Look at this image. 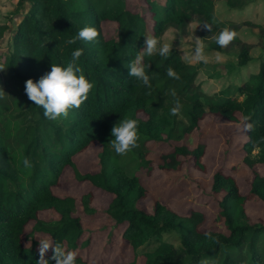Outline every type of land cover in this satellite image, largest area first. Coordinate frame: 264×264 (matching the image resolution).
Returning a JSON list of instances; mask_svg holds the SVG:
<instances>
[{"label": "trees", "instance_id": "16d2710c", "mask_svg": "<svg viewBox=\"0 0 264 264\" xmlns=\"http://www.w3.org/2000/svg\"><path fill=\"white\" fill-rule=\"evenodd\" d=\"M226 1L230 10L244 11L252 0ZM140 2L143 10L135 11L129 0H18L19 8L25 3L30 8L14 31L11 51L0 54V67L5 68L0 70V264H36L40 258L36 233L77 252L76 264H89L83 256L89 239L80 243L86 229L77 215L79 201L54 190L67 169L81 182L110 194L106 213L118 225L126 224L122 238L134 251L126 264H138L140 257L145 264H199L204 258L212 264H264V221L252 223L246 211V202L253 198L264 205V176L255 170L257 164L264 165V52L252 54V45L241 38L242 25L219 18L216 0ZM195 19L203 39L215 38L210 49L219 55L228 56L216 43L220 31L230 28L238 33L228 46L239 48L235 59L229 56L224 63L213 64L214 68L232 65L236 71L259 61L258 72L243 78L234 95L222 98L202 89L198 79L206 64L188 63L186 55L192 50L183 49L182 42L172 45L167 58L158 54L144 57L151 89L128 75L127 64L144 47L146 35L162 40L165 32L175 28L181 40ZM104 22L116 25V36L106 38ZM213 22L211 30L204 27ZM85 26L99 31L96 42L66 43ZM7 29L0 24V37ZM76 48L83 49L78 64L93 88L79 109L69 110L67 118L49 120L28 99L25 82L39 80L52 63L66 66ZM169 67L180 79L167 76ZM173 89L183 105L177 116L170 114ZM208 115L234 123L240 116H251L254 124L242 147L243 162L252 169L248 193L241 192L229 171L217 169L213 174L211 191L221 194L218 215L227 233L204 228L207 218L201 209L182 215L158 200L153 211L147 212L139 203L148 196V187L140 175L125 169L129 162L152 169L147 156L151 142L176 143L163 155L161 169L179 171L189 166L188 160L205 169L204 144L192 147L187 138ZM128 118L138 121L140 138L125 163L109 141L114 139L113 126ZM95 142L102 147L98 156L101 167L83 173L75 159ZM25 158L31 167H24ZM92 201V191L80 199L86 214L94 212ZM44 212L52 213L53 218H42ZM208 231L219 243L205 237ZM171 232L179 233L180 247L161 241L162 235ZM152 240L159 244L144 250ZM52 255L50 248L45 253L49 264H55Z\"/></svg>", "mask_w": 264, "mask_h": 264}, {"label": "rangeland", "instance_id": "374dc122", "mask_svg": "<svg viewBox=\"0 0 264 264\" xmlns=\"http://www.w3.org/2000/svg\"><path fill=\"white\" fill-rule=\"evenodd\" d=\"M17 2L18 0H0V24L8 28L0 37V54L11 51L14 31L30 8L29 3L19 8ZM216 5L219 18L242 25L241 38L252 45V54L257 56L264 52V0H252L250 6L244 11L230 10L226 0H216ZM129 7L135 11H141L144 6L140 0H129ZM190 28L189 33L182 35L181 40L179 31L170 28L163 35L162 41L172 45L182 42V48L190 50H193L197 38L203 41L209 63L201 68L198 82L208 94L217 93L222 98L232 96L243 78L247 80L251 74L258 72L259 61L252 62L248 67L236 71L231 65L232 72L228 65L219 69L214 68L213 64L224 63L229 56L235 59L239 48L227 47L224 54L228 56L219 55L210 49L211 42L215 38L203 39L196 19L190 23ZM103 31L106 38H111L113 35L116 36L117 27L114 23L104 22ZM217 55L221 56V62H216ZM242 122L241 116L239 122L234 123L208 115L201 121L200 129L188 136L187 143L190 146L204 144L205 169L196 167L193 161L189 160L190 167L184 165L179 171L161 169L159 165L164 162L163 155L172 151L176 143H148L147 156L152 161V169L138 168L135 162H129L125 167L129 174L140 175L143 184L149 189L148 196L141 200L139 206L147 212H152L156 201L159 200L182 215H189L192 210L201 209L207 218L204 228H213L227 233L218 215L220 211L218 200L221 194L214 195L211 184L215 170L224 169L234 175L241 192L248 193L253 177L252 169L243 162L242 147L247 140V131H243ZM101 150V145L95 142L85 152L80 153L75 159L79 170L83 173L98 171L101 167L98 157ZM123 157L122 160L125 163L130 159L128 154ZM255 170L264 176V165L257 164ZM54 190L59 195L73 196L79 201L77 215L80 216L82 225L86 229V234L81 238L80 243L89 239V244L83 249V256L89 264H126L132 261L134 251L122 238L126 224L118 225L106 213L111 201L110 194L96 189L89 182H81L74 176L72 169L64 172L59 186L54 187ZM89 191L93 192L91 206L94 212L92 214H86L80 202L81 197ZM246 211L252 223L264 221V205L255 198L246 202ZM41 217L51 219L53 214L44 212ZM30 228L31 226L28 227V231ZM34 236L46 237L39 233ZM161 241H168L180 247L178 232L165 233ZM158 244V240H152L144 250H152ZM138 264H145L144 257L139 258Z\"/></svg>", "mask_w": 264, "mask_h": 264}, {"label": "clouds", "instance_id": "9594fccd", "mask_svg": "<svg viewBox=\"0 0 264 264\" xmlns=\"http://www.w3.org/2000/svg\"><path fill=\"white\" fill-rule=\"evenodd\" d=\"M215 22L205 23L204 27L208 30L212 29ZM100 36L99 31L90 26H85L78 33L67 40L66 43L74 45L77 41L86 43L96 42ZM238 33L230 28H224L216 37V43L221 48H227L229 44L235 41ZM173 46L171 43L163 42L161 39L151 34L145 36L144 47L128 64V75L141 82L144 86L151 89V78L148 75L146 68L149 69V64L144 63L145 56H153L158 54L161 57L167 58L172 53ZM83 54L82 48H76L71 53V59L66 66L61 64L51 65V70L42 75L39 80L34 81L29 78L25 82V93L28 99L37 107L43 109V115L49 120H57L59 118H67L70 109H79L81 105L88 99L89 93L93 88V84L85 77L82 68L79 66V58ZM216 62H221V56H216ZM188 63H209V57L205 52V45L202 40L197 38L194 43V48L191 55H186ZM5 68L0 67V70ZM166 74L172 79H180L179 74L171 67L167 68ZM171 95L174 97L173 107L170 109V114L177 116L183 108L182 103L176 95L175 90H171ZM243 131H253L254 124L251 122V116H245L242 122ZM111 135L114 139L109 141L110 147L117 155L126 156L134 148L138 147L139 132L138 121L128 118L116 123L111 129ZM24 167H31L29 159L23 160ZM208 239H216L210 231L204 233ZM216 243L219 240L216 239ZM52 249V260L55 264H76L78 253L75 251L66 250L60 243H54L50 238L41 237L38 241L39 260L36 264H49L48 259H45V253ZM199 264H212L208 258L202 259Z\"/></svg>", "mask_w": 264, "mask_h": 264}]
</instances>
